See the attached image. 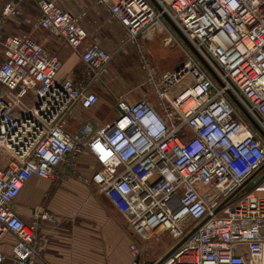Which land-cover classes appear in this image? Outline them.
I'll return each mask as SVG.
<instances>
[{"label":"built area","instance_id":"built-area-1","mask_svg":"<svg viewBox=\"0 0 264 264\" xmlns=\"http://www.w3.org/2000/svg\"><path fill=\"white\" fill-rule=\"evenodd\" d=\"M20 1L0 16V264L38 263L39 224L23 221L15 201L33 177L51 179L84 152L97 169L83 182L113 203L133 235L175 240L154 264H264V137L241 109L264 132V0H156L162 12L150 0H94L139 48L157 34L168 46L181 42L168 15L219 81L181 42L188 59L175 71H158L143 57V85L155 101L121 98L111 125L87 121L75 135L68 115L99 98L90 84L59 81L61 60L30 34L5 35ZM34 1L39 16L28 24L75 51L86 45V13H71L62 0ZM81 59L97 82L113 55L94 38ZM35 216L55 221L45 211ZM8 236L15 238L9 254L1 248ZM131 251L132 264H143L137 244Z\"/></svg>","mask_w":264,"mask_h":264},{"label":"crops","instance_id":"crops-1","mask_svg":"<svg viewBox=\"0 0 264 264\" xmlns=\"http://www.w3.org/2000/svg\"><path fill=\"white\" fill-rule=\"evenodd\" d=\"M11 1L15 0H0L1 13L6 4ZM19 3L21 8L31 6L29 11L31 17L39 16V12L36 11L38 10L36 1L22 0ZM60 5L75 15L86 13V17L81 20L82 26L90 36L86 45L94 38L100 39L99 35L102 37L105 35L102 47L108 52H118L117 54L122 57L129 56L130 52L133 54L135 50L137 52L139 47L128 40L127 30L120 23L111 20L106 7L96 5L94 0H63ZM23 27L29 28L30 26L20 17L12 18L6 23L5 35L18 33ZM36 30L46 32L48 37L42 42L30 34L34 41L42 45L49 44L61 60L62 66L58 73V80L72 79L76 84H90L89 90L97 94L99 98L98 104L93 109L83 111L76 107L68 115L67 118L70 120L67 122L69 127L67 131L74 135L78 134L82 125L87 121L98 126H106L109 122L104 114L105 110L111 107V103L103 92L111 91L108 86L109 78L113 76L110 65L108 73L99 81L93 82V75L89 76L85 73L81 59L86 45L79 51H75L64 38L55 36L45 29ZM107 35H110L109 39ZM107 40L109 42H106ZM100 41L102 44L101 39ZM0 53L2 54L1 66L5 60L1 46ZM138 75L142 81L138 79ZM143 75L141 67L138 73L132 75V80L129 78L130 86L128 85L121 91L119 98L130 102H136L145 97L150 98L144 91L146 87L143 85ZM1 90L0 87V93ZM131 91L135 92L132 101L127 97ZM96 169L94 159L88 152H84L73 166L68 163L58 166L51 179L33 177L25 184L22 193L15 201V210L27 224L35 222L39 224L37 239L42 245V252L37 264H106L108 260H111L116 247L108 246L107 240L110 237L113 241L117 237L124 238L125 233L119 221L122 216L113 203L99 194L94 187L87 186L83 182V179L90 177ZM44 211L53 215L55 221H43L36 218L35 215L38 216L39 212ZM104 234L107 237L103 240ZM14 242L15 238L8 236L7 243L1 247L2 250L9 254L11 244ZM4 264L17 263L7 260ZM126 264H131V262Z\"/></svg>","mask_w":264,"mask_h":264},{"label":"rangeland","instance_id":"rangeland-1","mask_svg":"<svg viewBox=\"0 0 264 264\" xmlns=\"http://www.w3.org/2000/svg\"><path fill=\"white\" fill-rule=\"evenodd\" d=\"M30 10H31V6H22V8L20 6V11H19L20 14L17 17H20L22 21L25 20V23H27L26 20L28 19L35 20L36 18L31 17L29 15ZM36 11L39 12L37 9ZM2 14L3 12L2 13L0 12V16ZM164 22L166 26L169 27L172 34H174L175 37L180 39V37L170 27V25L166 22V20H164ZM29 26H30L29 28L23 27V29H21V31H19L18 33L32 34L38 41H42L44 40V38L48 37V34L46 32H41L39 30L34 29L32 24H29ZM104 37L99 35V38L102 40V45H104V41H105ZM107 37L109 39L110 35H107ZM163 39H164L163 34H157L153 40L145 41V42L140 40L141 48H137L138 53L135 50L133 54H131L130 52L129 56L127 55L125 57H122L121 55L117 54L118 52L117 53L110 52L113 55V60L110 64V69L112 70L113 76H111L108 81L109 83L108 86L111 91L108 90L109 92L107 93L103 92V95L107 97L111 103V107L105 110V114H104L105 119L108 120L109 122L107 123V125H111L114 122V120L117 118L116 102L120 99L119 94L121 93V91L126 89L128 85L130 86L129 78H131L132 75L138 73L141 70L144 61L143 57H145V59H147V61L152 66H154L155 69H157L158 71H175L181 65H183L188 59L187 53L182 47L183 45H185V43L181 39L180 41L183 43L182 46L180 44L181 42L179 43L177 40H176L177 42H174V45L168 46L164 44ZM106 42L109 41L107 40ZM44 47L48 53L58 57V55H56L57 54L56 51H53L49 44L45 45ZM1 57L2 54L0 53V64L2 62ZM132 79L133 78H131V80ZM138 79L142 81L141 77H139ZM145 87L146 88H144V91L148 95V97H150L149 99L155 101L156 100L155 96L152 94L150 87L149 86H145ZM127 97L132 101L135 97V92L131 91V93ZM117 98L119 99L117 100ZM69 120H70L69 118L66 119L67 122H69ZM68 129L69 127L67 126V130ZM121 216L122 219L119 218V221L120 223H122L123 232L125 233L123 235L124 238L117 237L116 240L113 241V239H111L110 237V239L107 240L108 246H111L112 248L116 247V251L113 254L111 260H108L106 264H126L127 262H131L132 264L133 261L135 260L131 251V245L133 244H137V247L140 249L141 261L143 264H154L157 260H161L164 257V255L170 250V248L175 244V240L170 239L167 236H164L161 242L155 239L148 242L143 241L141 237H137L132 234V232L127 227L126 218L122 214ZM86 229L89 230V228L87 227ZM105 237H107L106 234L102 236L103 240L106 239Z\"/></svg>","mask_w":264,"mask_h":264},{"label":"water","instance_id":"water-1","mask_svg":"<svg viewBox=\"0 0 264 264\" xmlns=\"http://www.w3.org/2000/svg\"><path fill=\"white\" fill-rule=\"evenodd\" d=\"M154 6L157 8L158 11L162 12V8L159 6V4L156 2V0H150ZM166 22L170 25V27L176 32V34L180 37V39L185 43V45L197 56V58L205 65V67L209 70V72L218 80L215 73L209 68V66L204 62V60L201 58V56L197 53L195 48L192 46L190 41L183 35V33L176 27V25L173 23V21L168 17V15H163ZM219 81V80H218ZM233 98V97H232ZM234 99V98H233ZM241 107V106H240ZM243 113L247 117V119L255 126V128L259 131V133L264 137V132L258 127V125L255 123V121L250 117V115L241 107ZM264 168V167H263ZM263 177H259L254 179L255 182H259L262 180Z\"/></svg>","mask_w":264,"mask_h":264},{"label":"bare ground","instance_id":"bare-ground-1","mask_svg":"<svg viewBox=\"0 0 264 264\" xmlns=\"http://www.w3.org/2000/svg\"><path fill=\"white\" fill-rule=\"evenodd\" d=\"M147 238H149V235L148 236H146Z\"/></svg>","mask_w":264,"mask_h":264}]
</instances>
